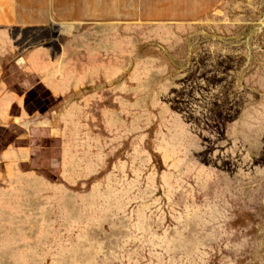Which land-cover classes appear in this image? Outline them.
<instances>
[{
	"label": "rangeland",
	"instance_id": "1",
	"mask_svg": "<svg viewBox=\"0 0 264 264\" xmlns=\"http://www.w3.org/2000/svg\"><path fill=\"white\" fill-rule=\"evenodd\" d=\"M141 2L101 39L20 32L75 46L64 95L26 101L58 127L75 110L87 158L74 181L41 168L20 208L0 200L17 237L0 264H264V0Z\"/></svg>",
	"mask_w": 264,
	"mask_h": 264
},
{
	"label": "crops",
	"instance_id": "2",
	"mask_svg": "<svg viewBox=\"0 0 264 264\" xmlns=\"http://www.w3.org/2000/svg\"><path fill=\"white\" fill-rule=\"evenodd\" d=\"M130 1L141 7L147 5L141 1L156 0H0V200L5 207L20 208L22 197L30 198L37 184L45 182L40 169H52L54 160H58L59 174L65 166L64 174L74 181L71 172L78 161L87 158L86 152L77 154L84 141L75 110L59 119L58 127L49 123L48 111L30 112L26 101L37 86L52 97L64 95L66 89L60 82H70L63 72L72 68L60 56L65 51L75 53V46L27 48L20 32L55 28L56 35L63 38L101 39L99 25H115ZM64 30L68 34H62ZM78 84L84 86L85 82ZM62 195L68 200L67 192ZM41 205L22 204L33 209ZM2 216L4 211H0V225ZM16 238L14 231L7 236L0 233V243Z\"/></svg>",
	"mask_w": 264,
	"mask_h": 264
}]
</instances>
